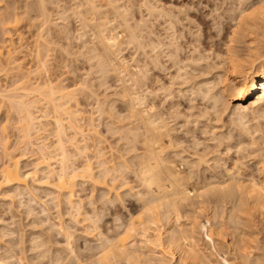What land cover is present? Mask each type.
Wrapping results in <instances>:
<instances>
[{"label":"snow or ice","instance_id":"snow-or-ice-1","mask_svg":"<svg viewBox=\"0 0 264 264\" xmlns=\"http://www.w3.org/2000/svg\"><path fill=\"white\" fill-rule=\"evenodd\" d=\"M0 6L9 8L6 0H0ZM30 7L37 17L32 23L39 28L40 39L49 49H57L58 71L76 77V88L71 91L91 95L96 101L89 131L78 129L77 137L68 140L79 154L77 158L87 160L85 167L70 169L69 175L76 180L83 174L82 178L91 184L86 185L83 199H69L67 218H61L60 233L68 241V259L57 258L51 264H216L205 258L194 238L191 242H176L161 233L164 221L173 213L179 219V204L193 195L183 186L187 179H195L197 168L210 162V154L243 153L245 161L259 164L264 180V0H230L225 4L232 11L233 21L238 17L240 22L257 25L252 39L255 41L259 33L260 50L258 55L237 64L230 43L227 54L220 59L227 62L233 58L232 86L216 93L207 111L195 114L194 110L182 114L183 110L175 107V81L157 79L159 73L153 75L150 69L160 63L162 51L168 61L179 62L180 28L185 29V35L190 28L199 38V25H203L204 38L214 41L223 19L219 0L214 6L210 0H34ZM19 23L17 17L16 24ZM236 33L233 29V43ZM48 55L51 57V51ZM206 55L212 57L213 53ZM44 63L47 65V60ZM3 74L0 71V76ZM60 80H64L63 75ZM105 89L123 97L125 103L119 111L126 114L128 121L121 116L117 125L114 118H109V104H119V99L101 103ZM10 103V110L0 105V111L8 112L10 120L18 116L17 129L21 130L31 118L30 113L26 115L27 106L23 104L17 106L15 100ZM97 115L100 127L96 125ZM255 125L260 131L253 135ZM59 126L57 121L58 129ZM65 135L58 132L59 137ZM241 136L250 140L245 142ZM93 143L100 147L89 154ZM58 146L71 160L63 140ZM240 164L237 160L238 167ZM181 170L183 177L179 175ZM235 172L233 169L229 177ZM252 189L245 203L246 189L242 185L229 181L202 186L201 199L207 196L210 201H233L225 206L224 224L218 225L219 240L229 253L227 257L219 253L222 264H264V207L258 212L252 208L251 199L258 192L264 206V182L253 181ZM228 211L232 212L230 218ZM77 229L90 238L81 242L79 250L73 245ZM203 235L210 250L216 252V238L207 230ZM0 264L9 262L0 259ZM18 264H25V260Z\"/></svg>","mask_w":264,"mask_h":264},{"label":"rangeland","instance_id":"rangeland-1","mask_svg":"<svg viewBox=\"0 0 264 264\" xmlns=\"http://www.w3.org/2000/svg\"><path fill=\"white\" fill-rule=\"evenodd\" d=\"M33 2L34 0H6V3L9 5V8L11 9V11H9V8L0 6V71L4 73L2 76H0V89L1 87L3 89L7 88L10 91L14 89H18L16 90L18 92L16 94H20L22 93V91H20L22 89L18 87H20L19 85L23 86L22 85L23 81L28 83L26 84L27 86L34 85L35 87L38 84H44L45 82L50 81V80L55 84L59 83V85L61 86L63 85L66 88L68 87L69 89L76 88V83H74V81H76L75 76L69 75L66 72L58 71L57 49L55 48L49 49L47 45L45 44L48 50L51 51V57H49L48 55L49 51L47 50L45 46H44V49L46 48L47 51L42 50L40 49V47H38V45L41 46L39 43L44 42V41L40 39L39 28L36 26V24L32 23L33 20H37V17L35 16L33 9L30 7V5ZM210 2L214 6L217 0H210ZM219 2L221 4L220 11L223 14V19L221 21V29L216 34L214 41H212L211 37H208L207 39L204 38L203 25H199L200 28L202 29L201 35L199 38L195 35V33L192 32L190 28L187 29V33H188L187 35H185V29L180 28L179 33L182 39H180L179 41L181 45L180 46L181 53L179 54L181 59H179V61H182L183 64L181 62L177 63L175 61H168L166 58H164V52L162 51L161 57H160L161 61L159 63V66L158 64L155 65L154 63L152 68L150 69V72L153 75H156L157 73H159V75L156 76L157 79H162L169 83H171L172 81H175V84L173 85L174 93H175L174 94L175 107L182 109L183 110L182 114L188 113L190 110H194L193 114L201 110L207 111L208 109L206 106L209 103V100L213 98V95L215 96V94L218 93L219 90L221 89V85H220L221 83H219L220 81L219 77H217L216 75L217 71L215 72L213 70L208 71L210 68L209 66H212L213 68H217L220 70L223 68L224 70L225 65L222 63V59H218V58L221 57V56L219 57V55L224 56L226 54V51H227L226 48L228 47L227 44H229L230 42L229 40L233 34L232 33L233 29H235L237 23L239 22V18L235 20L236 22L238 21L237 23H235V21L232 20V15H233L232 11L225 7V4L229 3L230 0H224V1L219 0ZM223 2H226V3H223ZM196 15H201V14L197 13ZM13 16L19 17L20 23L18 24L16 28L15 27L12 28L13 27L12 26L10 29L9 28L5 29L7 25L6 24H5L6 26L4 25L5 21L3 20H5L8 17L12 18ZM193 18H195V16ZM201 19H205V18L201 16ZM245 24H246V27H245L246 29L247 27H249V29L250 28L252 29V27L250 26H253V29L257 27V25H255L254 23L251 25L250 22L248 23L246 22ZM214 28H215V24H213V29ZM8 29L9 31H7ZM253 29L250 30L249 34H247L249 38L245 34H243L242 36L244 35L245 36L243 38L240 37V39L238 40V44L236 43L237 45L236 50H238L237 53H239V55L241 56L245 54L243 57H247V53L249 54V50L251 48L250 46L253 45L254 43H255V47H257L256 49L257 52L256 53L254 52V53L256 55H258L257 53H259L258 50H260V46H261L260 45V35L258 33L255 41H253L252 32H251L253 31ZM161 31H163V28H161ZM41 44L43 45L44 43H41ZM197 47L200 48L199 51L197 50L198 49ZM39 50H41L42 53L41 52L39 53ZM210 50L213 53L212 57H208V55H206V53L210 52ZM11 51L12 52L14 51L12 53L13 54L12 59L14 60V62L11 65H7L6 64L8 61L6 60L8 59L7 53ZM40 54H42L43 56L42 55L39 56ZM197 56L201 58H199L198 60ZM202 56L204 57V60ZM39 58L40 59L43 58L42 63L44 59L47 60V65L40 63L41 60ZM200 59H202L201 60L202 62L200 61ZM41 64L44 65L45 68L41 66ZM18 65H19V69L17 68ZM158 67H161L162 69ZM213 68H210V69H213ZM80 71L81 72L84 71L83 67L80 68ZM185 72L189 74V75L187 74L188 78L187 76H185L186 75ZM61 75L64 76L63 81L60 80ZM24 76L25 77L28 76L27 77L28 80L27 78H24ZM210 80H212L213 82H211ZM185 81H188V82H185ZM152 82L154 84L155 80H153ZM202 82L204 84L205 82H211V85L213 84L215 86L214 87L212 85L214 90L212 89L211 90L212 92L211 91L210 93L208 92L209 95L211 94L212 96V97L210 96L211 98L208 97L207 95V92H206L207 87L203 89L200 87L202 85L205 87V85ZM198 86L200 88H198ZM112 87L113 89H115L116 86L114 85ZM201 89L202 91H200ZM16 91L14 90V92ZM97 91L99 94L100 89L98 88ZM104 91L106 95L101 96L100 98L101 103L107 104L109 101L119 99V104L113 103V104H109L108 106L109 118L110 119L114 118L115 123L119 125L121 123L120 117L126 116L124 112L119 111V108L124 105L125 101L123 100V98L117 97L115 95V91H113L112 93H107V89H105ZM75 93H76L75 101L77 100L78 104L76 103L77 102L76 101V102H72V105L73 107H75L74 109L79 108V110H83L87 112L86 117L87 119L89 118L90 119L85 121L86 124L85 122H82V124H84L83 125L85 127L84 129H87L86 131H88L89 126L91 125L90 121L93 120V110L95 108L96 101L91 95L85 96L84 93L82 92L80 93L75 92ZM202 93L203 94L206 93V94L203 95ZM206 95L209 98L207 100L205 99ZM155 99L158 100L159 98H155ZM160 103L161 105H163V101H160ZM3 105H7L8 108L10 107V104L8 102H5ZM44 110L48 111V109H44ZM49 111L52 112L51 107L49 108ZM38 114L40 115L41 113H38ZM8 118H9L8 112L0 111V168L3 166V164L8 162L9 157L10 158L12 157L13 160L15 159L16 160L19 159V161L21 160L20 162L22 163H20V166L22 167V169L24 168L22 170L23 173L29 174L32 172L31 175H33L34 177L35 175L34 174V169H35L34 163L37 162L36 160L37 158H39L38 156L39 154H37V152L31 147H27V145L24 144V142H21L23 141L21 137L22 130L17 129V124H20L19 117L16 116L11 120ZM125 118L127 119V116ZM46 122L47 121L42 122V125L45 124L46 128L43 127V130H42L43 132L41 131V134H40L41 136H38L37 138L35 137L36 140L40 137L38 139L39 141L38 140L37 141L35 140V141L37 144L41 142H45L49 146H51L50 148L51 151H55V147H56L55 145L57 144L56 137L53 134V130L55 129L54 128L55 126L53 125L54 123H51V125H48L47 127ZM50 122H53V121H50ZM5 123L8 124V127L7 129L5 128L6 130L4 131L2 130L3 129L2 125L4 126ZM96 125L97 127L101 126V119L99 118L98 115L96 118ZM192 126L193 128H195L196 127L195 123H193ZM103 127L105 130L107 129L108 127L107 121L103 123ZM259 129H260L259 125H255L253 127V132H255L256 130L258 131ZM201 135L203 136V133H201ZM253 135H255V133ZM3 138L8 141L6 145H5L6 142L3 141L4 140ZM79 138L81 139L82 137H79ZM240 139H243L245 142H248L250 140V137L241 136ZM96 145L97 143L92 144V147H91L92 152L95 149L94 146ZM99 147H100V144H99ZM236 147L239 148V144H237ZM7 149H8V152L7 151L4 152ZM109 150L111 151L110 142H109ZM7 153L9 154L8 158L6 155ZM217 157H222L221 158V160L223 161L222 163L226 164L228 168L234 167V164L237 163L236 161L241 160V163H244V164L239 165V168L242 166L239 170H241L243 174L241 172L239 173L243 175L242 176L243 180H245L246 178L245 181H247L249 177L251 178L252 176L253 177L259 176V173L257 171L258 170L257 167L259 165L255 164V161L250 160V159L245 161L243 153H240L239 155L235 153L227 154L226 152H220L219 155L210 154L211 160ZM109 159L111 160V155H109ZM117 160H119L118 154H117ZM82 161L83 159L79 158L76 162L77 164L75 167L77 166L79 167L81 163H83ZM209 166L203 165L201 168H197L196 170L197 175L195 179L190 178L188 179L189 181L187 180L188 182L186 184L190 186L188 188L193 193V195L188 196V200H185L184 202L181 203V207H180V212L182 215L181 227L188 234L194 235V237L196 238L199 244V247L204 251L208 260L210 261L214 260L216 264H222L219 253L223 252L225 257H227L229 253H228L227 248L224 246V242L219 240L218 225L222 226L224 224V220L222 218L225 216V211H224L225 206L226 204L231 205L233 201L231 199L228 201H225L224 199L210 201L207 196L201 199L200 193L202 191V186H206L210 182L215 183V181H223L224 179L225 180L228 179L222 167H219L220 169H217L216 166L215 168L214 167L211 168L214 165H211V167ZM181 172L183 173L182 174V177H183L184 171L181 170ZM39 173H38L39 176L37 177L41 178L42 173L41 172ZM37 177H36V180H37ZM32 179L31 177L29 178V180L27 179V183L29 187L35 186L36 188L34 193H35V196L37 197L35 198L37 199L38 202L33 201L34 204H32V200H31L32 198L26 192L25 194L22 191L26 197L22 194L23 195V196L21 195L22 198L20 197L18 198V193L20 190H17L16 186L11 188L7 185L5 186L4 184L3 187H1L3 189H0V218H1L0 219V232H2L0 233V239H1L0 240V259L4 258L3 260L8 261L9 264H18V261L21 259L25 260V264H51V262L54 259H56L57 256L59 257L60 255L61 257L63 256L62 258H64V260H67L68 255L66 253L68 252V249H67L68 241L66 237L61 235V233L59 232L60 231L59 227L63 226L61 222V218L62 217H64L65 219L67 218V209H68L67 204L68 203L63 201V203L61 202V204L60 203L58 204L57 203L58 201L56 200V196L58 192H56L57 191L56 188H53L54 186L49 187L46 183H43L45 186H42L43 187L42 188L40 184L34 185V182H33L34 179L33 180ZM1 180L2 179H0V181ZM89 184H91V181H88V182L81 181V180L78 181V184H77L78 187L76 186L74 190V192L76 193V194L74 193L75 194L74 200L77 198L83 199L82 193L86 191V185H89ZM92 188L102 189L103 185H92ZM88 194L91 195V192L89 191ZM244 195H243V198L245 200V203H247L249 201V198L245 197L246 195L245 196ZM20 199H23V200H20ZM30 200L31 202H29ZM21 201H22V204H21ZM238 202L239 201H236L237 204ZM137 207H139V205H137ZM202 208H203V211H201ZM252 208L256 209L258 212L261 209V207L257 206V203H254V200H252ZM43 209L47 212L46 216L43 213ZM218 211H219V217H221V219H218ZM227 216L230 218L232 216V212L228 211ZM48 218L50 219V221ZM146 222L147 221H145V223ZM1 227L3 229H1ZM113 227L116 228V225L113 224ZM205 230H207L208 235L214 236V238H216L217 240L216 252H212L210 250L209 241L203 235ZM87 239H90V238H85L84 233L80 231L79 229H77L73 236L74 248L76 250H79V246L81 242L82 241L87 242ZM55 250L57 252L60 251L58 252L59 254L55 252ZM42 253H43V257L41 255Z\"/></svg>","mask_w":264,"mask_h":264},{"label":"bare ground","instance_id":"bare-ground-1","mask_svg":"<svg viewBox=\"0 0 264 264\" xmlns=\"http://www.w3.org/2000/svg\"><path fill=\"white\" fill-rule=\"evenodd\" d=\"M224 1V0H223ZM223 3H226V2H223ZM231 10V9H230ZM226 12V11H225ZM229 12V11H228ZM227 15H228V13H227ZM229 15H230V13H229ZM238 18V17H237ZM16 19H17V17L16 16H13L12 18H10V17H8V18H6L5 20H3V21H5L4 22V25L6 26L5 27V29L6 28H11L12 26V28H16L17 26H18V24H16ZM233 20V19H232ZM3 21H2V23H3ZM238 22V21H237ZM236 21H235V23H237ZM247 23H248V21H246ZM245 21L244 22H238L237 23V25H236V27H235V29L237 30V33H236V41H235V43H233V41L230 39L229 41V44L230 43H232L233 44V48H232V53H233V57L235 58V62L237 63V64H239L241 61H246L247 60V58L250 56V55H256L255 53L257 52V47H255V48H253L252 46L253 45H251L249 48H250V50H249V54L247 53V57H243V56H241V55H239V53H237V51L238 50H236V43L238 44V40L240 39V37H244L245 35L247 36V34H249L250 33V30H252L253 29V26H250V27H252V29L250 28L249 29V27H247V29L245 28L246 27V23ZM253 23H251V25H252ZM9 25H11V27H9ZM247 26H249V25H247ZM257 28V27H256ZM9 29L7 30V31H9ZM6 31V32H7ZM252 32V31H251ZM233 33V32H232ZM243 34H245L244 36H242ZM230 37V36H229ZM232 37V36H231ZM248 37V36H247ZM249 38V37H248ZM247 39V38H246ZM43 41V40H42ZM250 41V40H249ZM258 42V41H257ZM41 43H44V42H41ZM41 43H39L41 46H39L38 45V47H40V49H42V50H46V48L48 47H46L45 46V43L42 45ZM229 44H227V45H229ZM251 44V43H250ZM44 46L46 47L45 49H44ZM181 46V45H180ZM199 47V46H198ZM197 47V48H198ZM181 49V48H180ZM199 49L200 48H198L197 50L199 51ZM227 49V51H226V54H227V52H228V47L226 48ZM47 50H48V48H47ZM46 50V51H47ZM201 50H203V49H201ZM200 50V51H201ZM205 50V49H204ZM248 50V49H247ZM49 51V50H48ZM197 51V52H198ZM208 51V50H207ZM211 51V50H210ZM259 51V50H258ZM14 52V51H13ZM12 51L11 52H8L7 54H8V59H6V60H8L7 61V65H11V64H13V62H14V60L12 59V53H13ZM42 53V51L41 50H39V53ZM204 52V51H203ZM255 52V53H254ZM181 53V52H180ZM179 53V54H180ZM196 53V52H195ZM171 54V53H170ZM197 54V53H196ZM217 54V53H216ZM225 54V55H226ZM258 54V53H257ZM42 54H40L39 56H41ZM199 55V54H198ZM43 56V55H42ZM195 56V55H194ZM200 56H201V54H200ZM204 56V55H203ZM202 56V57H203ZM215 56V55H214ZM213 56V57H214ZM222 57V55H219V57ZM209 57V56H208ZM41 58V57H40ZM39 58V59H40ZM44 58V57H43ZM42 58V59H43ZM196 58V57H195ZM197 58H198V60H199V58H201V57H198L197 56ZM206 58V57H205ZM42 59H40L41 61H40V63H42ZM181 59V58H180ZM216 59V58H215ZM218 59H220V58H218ZM10 60H12V61H10ZM45 60V59H44ZM44 60H43V63L42 64H44L45 65V63H44ZM202 59H200V61H201ZM203 60H204V57H203ZM160 61H161V59H160ZM206 61V60H205ZM218 61V60H217ZM179 62H181L182 63V61H179ZM194 62V61H193ZM202 62V61H201ZM220 62V61H219ZM234 61H233V58H229V60L227 61V62H225V61H223L222 60V63L225 65V68H224V70H223V68L220 70V69H217V68H213L212 66H209L210 68H213V69H210L209 68V70L208 71H210V70H213L214 72L215 71H217V77H219V83H221L220 85H221V89L219 90V92H221L222 90H226V89H230L231 88V86H232V82H233V77H232V72H231V70H230V65L233 63ZM196 63V62H195ZM209 63V62H208ZM41 64V66H43L44 67V65H42ZM162 64V63H161ZM183 64V63H182ZM185 64V63H184ZM198 64V63H197ZM211 64V63H210ZM156 65V64H155ZM223 65V66H224ZM158 66H159V64H158ZM163 66V65H162ZM181 66V65H180ZM184 66V65H183ZM186 66V65H185ZM207 66H208V64H207ZM215 66V65H214ZM223 66H221V67H223ZM9 67V66H8ZM220 67V66H219ZM11 68V67H10ZM18 69H19V65H18V67H17ZM45 68V67H44ZM158 68H161V67H158ZM184 68V67H183ZM182 68V69H183ZM208 68V67H207ZM7 69V68H6ZM13 69H15V68H13ZM162 69V68H161ZM181 69V70H182ZM207 70H206V72H207ZM185 71V70H184ZM187 72V71H186ZM185 72V76H187V78H188V73H186ZM188 74V75H187ZM207 74V73H206ZM28 77V76H27ZM27 77H25L24 76V78H27ZM31 78V77H30ZM182 78V77H181ZM190 78V77H189ZM192 78V77H191ZM20 79V78H19ZM193 79V78H192ZM192 79H191V81H192ZM27 80H28V78H27ZM26 80V81H27ZM31 80V79H30ZM186 80H188V79H186ZM211 82H213L212 80H210ZM185 82H188V81H185ZM211 82H205V87L202 85V86H200L202 89L203 88H206V92H207V95H208V97H210L211 96V94L209 95V93H210V91L213 89V87H212V85H211ZM190 83V82H189ZM215 83V82H214ZM26 84H28V83H26V82H22V85L23 86H21V85H19L20 87H18V88H21L22 90H20V91H22V93H20V94H16V93H18L16 90H18V89H14L16 92H14V90H12V91H10L9 89H7V88H5V89H3L2 87H1V89H0V105H3L5 102H8L9 104H10V109H11V107H12V105H11V103H10V101L11 100H15L16 102H17V106H20V104H23V105H25V106H27L26 108H25V113H26V115L28 114V113H30V117L31 118H29L28 119V121H27V123L26 124H24L23 125V128L21 129L22 131L21 132H23L24 134L21 136L22 137V139H23V141H21V142H24V144H26L27 145V147H31L32 149H34L36 152H37V154H39L38 156H39V158H37V162H35L34 163V166H35V169H34V174L36 175H34V177H33V175H31L32 174V172L31 173H23L22 172V170L24 169H22V167L20 166V163H22V162H20L19 161V159L18 160H13L12 159V157L10 158L9 157V160H8V162L7 163H5V164H3V166L0 168V176H1V178L0 179H2L1 181H0V189H3V188H1V187H3V185L5 184V186L7 185V186H9V187H17L16 189L17 190H20L19 191V193H18V198L20 197V198H22L21 197V195L23 194V192L25 193H28V195L32 198H29V199H31L32 200V204H34V202L33 201H37V197L35 196V190H36V188H35V186L34 187H29V185H28V183H27V179L29 180V178L31 177V179L33 178L34 179V185L35 184H40L41 185V187L42 186H45L43 183H46L49 187L50 186H54L53 188H56L57 189V191L56 192H58V194H57V196L56 195H54V196H56V200L58 201L57 203L59 204H61V202L63 203V201H65V202H67L68 204H69V199L71 198V199H73L74 200V196H75V192H74V190H75V188H76V186H77V184H78V181L79 180H81V181H85L83 178H82V176H83V174H80V176H78V178L76 179V180H73L72 178H71V176L69 175V171H70V169H76L77 171L80 169V168H83V167H85V165H86V163H87V160L86 159H84L83 157H80L81 159H83V163H81V167L79 166H77V167H75L76 166V162H77V160L79 159V158H77L78 156H79V154L78 153H76L75 151H74V149H72L71 148V146L68 144V140L69 139H72V138H74V137H77V131L76 130H78V129H82L84 132H88V131H86L87 129H84L85 127L83 126L84 124H82V122H85L86 120H89V119H87V112H85V111H83V110H79V108H77V109H74L75 107H73V105H72V102H76L75 101V99H76V93L75 92H73V91H71V89H69L68 87L66 88L65 86H61V85H59V83L58 84H55V83H53L51 80L50 81H47V82H45L44 84H38L37 86H35L34 87V85H32V86H27ZM31 84H33V83H31ZM197 84V83H196ZM195 84V85H196ZM200 84V83H199ZM53 85H55L56 87H55V89L53 88ZM201 85V84H200ZM219 85V84H218ZM210 86V87H209ZM214 86V85H213ZM16 87V86H15ZM199 86H198V88H200ZM215 87V86H214ZM14 88V87H13ZM17 88V87H16ZM197 88V89H198ZM202 89L200 90V91H202ZM193 90V89H192ZM214 90V89H213ZM192 92V91H191ZM195 92V91H194ZM209 92V93H208ZM212 92V91H211ZM80 93V92H79ZM78 94V93H77ZM193 94V93H192ZM196 94H197V92H196ZM203 94V93H202ZM206 94V93H205ZM205 94H203V95H205ZM200 95V94H199ZM207 95H206V97H207ZM213 95V94H212ZM216 95V94H215ZM196 96V95H195ZM201 96V95H200ZM212 97V96H211ZM210 97V98H211ZM213 97H215L214 95H213ZM31 98H32V100H31ZM121 98H123L122 96H121ZM79 100V99H78ZM207 100V99H206ZM191 101V100H190ZM77 104H78V101L76 102ZM74 104V103H73ZM52 108V112L51 111H49V108ZM8 108V109H9ZM41 108V109H40ZM194 108V107H193ZM192 108V109H193ZM44 109H48V111L47 110H44ZM38 113H41L40 115L38 114ZM126 117V116H125ZM124 117V118H125ZM100 118V117H99ZM9 119V118H8ZM48 119H50V120H48ZM127 120H129V118L127 117V119L125 118V121H127ZM8 121V120H7ZM20 121V120H19ZM43 121H47L46 123H47V127H48V125H51V123H54L53 125L55 126L54 128V130H53V134L55 135V137H56V147H55V151H51V146H49L47 143H45V142H41V140H40V142L41 143H39V144H37L36 143V141L40 138H38L37 140H36V138L38 137V136H41L40 134H41V131L43 130V127L44 128H46L45 127V124L44 125H42V122ZM50 121H53V122H50ZM57 121H59L60 122V126H59V129L57 128ZM9 122H10V120H9ZM12 122V121H11ZM91 123H92V120L90 121ZM20 123V122H19ZM133 123H134V121H133ZM85 124H86V122H85ZM5 125V124H4ZM29 126H31L30 127V129H29ZM2 130H6L5 129V127L2 125ZM255 129H256V127H255ZM258 129V128H257ZM255 131V130H254ZM260 131V129L257 131H255V132H253V134L254 133H256V132H259ZM20 132V131H19ZM43 132V131H42ZM58 132H65L66 133V135L64 136V137H59L58 136ZM70 133V134H69ZM36 137V138H35ZM80 137H82L81 139H83V136H80ZM4 139V138H3ZM20 139V138H19ZM80 139V138H79ZM80 139V143H81V145L82 146H84L83 145V140H81ZM36 140V141H35ZM61 140H63L64 141V144H65V148H66V150H67V152H68V156H70V157H72V159L71 160H69L66 156H65V151H63V150H61V148L58 146L59 144H60V142H61ZM4 142H6L5 143V145L7 144V140L6 139H4L3 140ZM39 141V140H38ZM45 141H46V139H45ZM20 142V143H21ZM22 144V143H21ZM23 144V145H24ZM4 145V144H3ZM25 145V146H26ZM95 145V144H94ZM7 147V146H6ZM27 147H25V148H27ZM99 147V144L97 143V145L96 146H94V148L95 149H97ZM26 150V149H25ZM28 150V149H27ZM92 149L90 148V149H88V153L89 154H91L92 153V151H91ZM8 152V149L7 150H5L4 152ZM54 153V154H53ZM3 155V154H2ZM7 155V158H8V153L6 154ZM5 156V155H4ZM6 157V156H5ZM5 157H4V159H5ZM221 158L222 157H217V158H215V159H210L211 161L209 162V163H207V164H205V165H207V166H209V167H211V165H214V166H212L211 168H215V166L217 167V169H220L219 167H222V169L224 170V173H226V176L228 177V179L227 180H223V181H215V183H220V182H224V183H229V181H231V183L233 184V185H236V186H244L245 187V192H244V194L246 195H244L245 197H247V198H249L250 199V197L248 196V193H250V192H253V189H252V182L253 181H255L257 184H260V183H262V182H264V180H262V178H261V168H260V166H258L257 167V171H258V173H259V176L258 177H249V179H247V181H245L246 180V178L245 177H243V178H245V180H243L242 179V172H241V170H239L240 168L238 167V165H237V163H235L234 164V167H232V168H228L227 166H226V164H223L222 162V160H221ZM241 161V160H240ZM237 162V161H236ZM222 163V164H221ZM234 163V162H233ZM232 163V164H233ZM209 164V165H208ZM241 164H244V163H241ZM22 165V164H21ZM204 165V166H205ZM222 165V166H221ZM259 165V164H258ZM29 166V165H28ZM231 167V166H230ZM243 168H244V166H243ZM216 169V170H217ZM233 169H236V172L234 173V175L232 176V177H229V173L230 172H232L233 171ZM215 170V169H214ZM239 170V171H238ZM39 172H41L42 174H41V178H39V177H37V176H39L38 175V173ZM239 172H241V173H239ZM6 174H7V178H6ZM40 174V173H39ZM182 172L180 171L179 172V175L180 176H182ZM225 175V174H224ZM62 176H63V179H64V184H61V178H62ZM184 176V175H183ZM36 177H37V180H36ZM226 177V178H227ZM32 179V180H33ZM190 179V178H189ZM188 180V179H187ZM189 181V180H188ZM187 181V182H188ZM88 182V181H87ZM211 183H213V182H210L208 185H210ZM31 185V184H30ZM46 185V186H47ZM68 185H71V188H69L68 187ZM78 187V186H77ZM169 187H171V185H169ZM183 187H186V188H188V187H190L188 184H185ZM10 188V189H11ZM43 188V187H42ZM39 189V188H38ZM55 189V190H56ZM44 190H46V189H44ZM23 191V192H22ZM18 192V191H17ZM16 192V193H17ZM15 193V194H16ZM25 193V194H26ZM55 193V192H54ZM75 193V194H74ZM37 194V193H36ZM24 195V194H23ZM22 195V196H23ZM25 196V195H24ZM16 197H17V195H16ZM26 197V196H25ZM36 197V198H35ZM187 198V199H186ZM186 198H185V200H188V196H186ZM251 199L252 200H254V203H257V206H259V207H264V206H262L261 205V203H260V197H259V193L257 192V193H255L254 194V196H252L251 197ZM17 200V199H16ZM19 200V199H18ZM20 200H23V199H20ZM31 200L29 201V202H31ZM15 201V200H14ZM38 202V201H37ZM56 202V201H55ZM239 203V202H238ZM20 204V203H19ZM21 204H22V201H21ZM29 204V203H28ZM27 204V205H28ZM31 204V203H30ZM67 204V205H68ZM24 206V205H23ZM32 206V205H31ZM28 207V206H27ZM180 207H181V203L179 204V219H177L176 218V215H175V213H173V216L171 217V219H168V220H165L164 222L165 223H163V231H162V235L166 238V239H168V238H171V239H174L176 242H180L181 240H183V239H188L189 240V242H191V240L194 238L195 239V241H196V244L199 246V244H198V242H197V240H196V238L194 237V235L193 234H188L187 232H185L183 229H182V227H181V221H182V215H181V212H180ZM35 211V210H34ZM28 213V212H27ZM30 213H32V212H30ZM43 213L45 214V216H46V214H47V212L43 209ZM38 215V214H37ZM1 219V218H0ZM49 219V218H48ZM49 221H50V219H49ZM147 223V222H146ZM115 227V226H114ZM59 228H61V227H59ZM1 229H3L2 227H1ZM145 230H147V229H145ZM3 231V230H2ZM60 232V231H59ZM0 233H2V232H0ZM1 240V239H0ZM38 240V239H37ZM46 242V241H45ZM34 243H35V241H34ZM49 243V242H48ZM38 244V243H37ZM47 244V243H46ZM45 244V245H46ZM56 244V243H55ZM41 245V244H40ZM36 246V245H35ZM68 249V248H67ZM46 252H48V251H46ZM55 252H57L56 250H55ZM58 252H60V251H58ZM57 252V253H58ZM220 252V251H219ZM59 254V253H58ZM42 255V257H43V253L41 254ZM58 257V256H57ZM57 257H56V259H57ZM63 257V256H62ZM60 255H59V259H64V258H62ZM13 258V257H12ZM205 258L208 260V258H207V256L205 255ZM4 259V258H3ZM210 261V260H209Z\"/></svg>","mask_w":264,"mask_h":264}]
</instances>
